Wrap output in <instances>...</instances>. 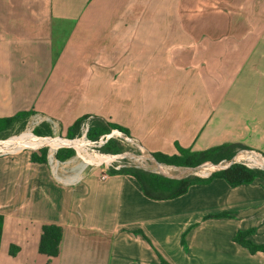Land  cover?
I'll use <instances>...</instances> for the list:
<instances>
[{"label":"crops","instance_id":"0c3cea01","mask_svg":"<svg viewBox=\"0 0 264 264\" xmlns=\"http://www.w3.org/2000/svg\"><path fill=\"white\" fill-rule=\"evenodd\" d=\"M25 112L61 143L0 152V264H264L236 241L264 245V177L154 200L62 144L87 117L150 155H264V0H0V118Z\"/></svg>","mask_w":264,"mask_h":264},{"label":"trees","instance_id":"16d2710c","mask_svg":"<svg viewBox=\"0 0 264 264\" xmlns=\"http://www.w3.org/2000/svg\"><path fill=\"white\" fill-rule=\"evenodd\" d=\"M32 113H21L15 117L11 118H0V134L11 130L20 120L27 121ZM87 117L79 119L69 130L68 137L69 139H74L81 137L83 131L82 127ZM118 130L121 133L125 134L127 137H130L128 131L123 127L107 123L105 121L97 120L90 125L87 138L90 141H98L103 135H108L112 131ZM36 135H52L50 129H35ZM9 136L6 134L0 136V139H7ZM237 145L229 144L220 147H216L207 151L194 153L189 150L181 149L180 156H168L162 153H154L152 156L154 159L164 165L174 166L179 168H197L207 162H212L219 164L222 161L232 160L237 153ZM101 152L109 153L113 155L121 154L124 152V148L120 146L116 141L111 140L106 146L101 148ZM42 156L34 155L33 160L35 162L47 163L48 161V151L43 149L41 151ZM75 151L69 150L60 151L57 154V159L64 161L75 156ZM112 174L124 173L129 174L136 178V180L143 187L144 193L148 198L154 200H168L176 199L185 195L191 186L205 183L211 181L216 177L225 179L231 186L237 187L244 184L253 183L257 178L264 177V172L256 169H251L244 164H234L229 169L219 171L213 174L208 179H201L198 177H186L182 179L169 178L157 173L148 172L136 168H123L120 171L111 170ZM230 216L229 213L218 214L214 217H227ZM213 217V216H212ZM251 232H240L237 235L236 241L239 242L242 246L248 248L252 253L263 252L264 245H256L248 238V235ZM15 249L13 248L12 253L15 254Z\"/></svg>","mask_w":264,"mask_h":264},{"label":"rangeland","instance_id":"374dc122","mask_svg":"<svg viewBox=\"0 0 264 264\" xmlns=\"http://www.w3.org/2000/svg\"><path fill=\"white\" fill-rule=\"evenodd\" d=\"M28 126H29L28 121L20 120L11 130L1 133L0 136H4L7 134L9 137L7 139H0V140L5 141V140H8V139H11L14 137H20L22 134H25V132H32L35 136L42 137L41 135H36L35 129L32 131V127L31 126L28 127ZM46 130H47V128H46ZM115 132H118V131H115ZM43 136L49 137V135H43ZM82 137H83V133H82L81 137H77V138L82 139ZM74 139H71V140H74ZM87 140H88V138H87ZM114 141H116L120 146H122L124 148V152L121 154H117V156H119V158H117L118 161L116 163H114L113 166L110 167V170H116L117 167L126 166L129 168H136V169H141V170L146 169L145 171L157 173L156 171L151 170L150 166L152 165V163L148 162V164H147V161L146 160L144 161L141 158L143 156L144 157L145 156L152 157V156L150 154H148L147 152H145V150L142 149V147L136 141L132 140L131 138L127 137L125 134L120 133V132H118V134L115 135ZM19 149H21V148H19ZM89 152L92 153L91 151H89ZM81 155L84 156V160H85L86 164H91V163H87L88 160L91 162V159L88 157L89 155L87 154V150L85 152H80V156L77 158L78 159L77 163H83L84 162L83 156H81ZM76 156H77V154H76ZM189 170H191V171H189ZM192 170H194V169L182 170V171H184L183 174L177 173V174H175L174 177H169V178L182 179V178H186V177H200L201 176L202 173H200L198 171H192ZM157 174H160V173H157ZM160 175H163V174H160Z\"/></svg>","mask_w":264,"mask_h":264},{"label":"bare ground","instance_id":"6f19581e","mask_svg":"<svg viewBox=\"0 0 264 264\" xmlns=\"http://www.w3.org/2000/svg\"><path fill=\"white\" fill-rule=\"evenodd\" d=\"M60 143L61 142L56 141V140H52L50 138L39 139V138H34L28 134H23L20 137H18V139H9L6 141H0V152H14L19 148H25V147L38 148L41 145H50L53 148H56V147H58V145H60ZM63 143L66 145L69 144L70 146L75 147L80 152H85L87 150V146L83 141H67L66 140V141L62 142V144ZM88 157L91 159V162L88 160L87 163H91V164H99L102 162H112L115 159L119 158V156L118 157H106V156H101V155H98L95 157L89 155ZM141 158L144 161L146 160L147 164H148V162L152 163V165L150 166L152 171H156L157 173L163 174L164 176H167V177H174L175 174H177V173L183 174V172H184V171H182V169H179L176 167L161 165L160 163H157L153 159V157H150V156H145V157L143 156ZM215 168L216 167L208 164V165H203L199 169L192 170V171H198V172L202 173L201 175H207V174L211 173ZM189 171H191V170H189Z\"/></svg>","mask_w":264,"mask_h":264},{"label":"built area","instance_id":"2783aa9c","mask_svg":"<svg viewBox=\"0 0 264 264\" xmlns=\"http://www.w3.org/2000/svg\"><path fill=\"white\" fill-rule=\"evenodd\" d=\"M90 125H91L90 120L85 121V123L83 124V127H82V131H83L82 139H75V140H70V141H83L84 140L83 142L86 144L87 149L92 152V154L97 155V156L98 155L104 156V154L101 152V148L106 146L111 140H114L115 135L118 134V132H120V131L114 130V131H112V133H110L108 135H103L98 141H90L89 139L87 140V134L89 132ZM115 131H118V132H115ZM30 134L33 137L35 136L32 132H30ZM39 139H45V138L39 137ZM112 157H118V156H112ZM153 159H154V157H153ZM117 161H118V159H116L115 161H112V162H106L105 165H107V166L109 165L111 167ZM207 164H209V163H205L203 165H207ZM234 164H244L251 169H256V170H260V171L264 172V155L257 153L256 151H252V150H241L230 161H222L221 163H219L215 166L213 164H209V165L218 168L219 171H223V170L229 169ZM161 165H164V164H161ZM203 165L199 166V168L202 167ZM165 166H167V165H165ZM172 167H174V166H172ZM123 168H129V167L120 166V167L116 168V171H120ZM194 170H196V169H194ZM109 173H110V171L104 170L102 172L101 179L103 181L107 180L109 178Z\"/></svg>","mask_w":264,"mask_h":264},{"label":"water","instance_id":"95a60500","mask_svg":"<svg viewBox=\"0 0 264 264\" xmlns=\"http://www.w3.org/2000/svg\"><path fill=\"white\" fill-rule=\"evenodd\" d=\"M168 166V165H167ZM199 167H197V168H194V169H198Z\"/></svg>","mask_w":264,"mask_h":264}]
</instances>
